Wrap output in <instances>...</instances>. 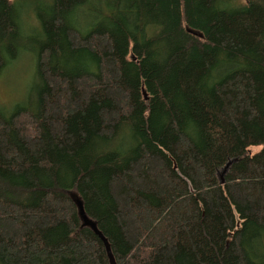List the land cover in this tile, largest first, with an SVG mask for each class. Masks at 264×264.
Returning a JSON list of instances; mask_svg holds the SVG:
<instances>
[{"label": "trees", "instance_id": "1", "mask_svg": "<svg viewBox=\"0 0 264 264\" xmlns=\"http://www.w3.org/2000/svg\"><path fill=\"white\" fill-rule=\"evenodd\" d=\"M21 54L0 264H108L69 191L115 264H264V0H0Z\"/></svg>", "mask_w": 264, "mask_h": 264}, {"label": "rangeland", "instance_id": "2", "mask_svg": "<svg viewBox=\"0 0 264 264\" xmlns=\"http://www.w3.org/2000/svg\"><path fill=\"white\" fill-rule=\"evenodd\" d=\"M23 21L26 25H29V22L31 23L28 16L26 17V20ZM33 69V61L31 57L26 54H21L16 61H13V63L5 69V72L0 74V105L5 108L4 110L11 109L12 106L16 105L26 97L27 91L32 84ZM259 148L260 147H252L249 148V150L250 152H256ZM68 195L76 206L79 224L82 226L84 225V217L79 215L81 209L80 199L74 191H69Z\"/></svg>", "mask_w": 264, "mask_h": 264}, {"label": "water", "instance_id": "3", "mask_svg": "<svg viewBox=\"0 0 264 264\" xmlns=\"http://www.w3.org/2000/svg\"><path fill=\"white\" fill-rule=\"evenodd\" d=\"M232 161L233 160H228L224 164V166L220 169V171L217 172V178H218V182L220 184L223 183L222 175L224 174V172L226 171V169L228 168L229 164ZM79 215H81V216L83 215L81 209H80ZM83 223H84L85 226L89 227L94 232V234H96L98 236V238L102 241L103 246L105 248V252H106L107 258H108V264H115L114 261H113V259H112V257H111V254L109 252L108 245H107L106 241L103 239V237L100 235V233L96 230L94 222L91 221L90 219H87L86 217H84L83 218Z\"/></svg>", "mask_w": 264, "mask_h": 264}]
</instances>
